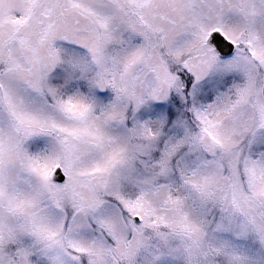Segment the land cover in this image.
<instances>
[{
  "label": "snow or ice",
  "instance_id": "snow-or-ice-1",
  "mask_svg": "<svg viewBox=\"0 0 264 264\" xmlns=\"http://www.w3.org/2000/svg\"><path fill=\"white\" fill-rule=\"evenodd\" d=\"M0 264H264V0H0Z\"/></svg>",
  "mask_w": 264,
  "mask_h": 264
}]
</instances>
